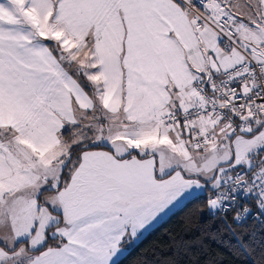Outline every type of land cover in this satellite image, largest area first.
Here are the masks:
<instances>
[{
	"label": "snow or ice",
	"instance_id": "6c2138e0",
	"mask_svg": "<svg viewBox=\"0 0 264 264\" xmlns=\"http://www.w3.org/2000/svg\"><path fill=\"white\" fill-rule=\"evenodd\" d=\"M189 202L264 264V0H0V264H121Z\"/></svg>",
	"mask_w": 264,
	"mask_h": 264
},
{
	"label": "trees",
	"instance_id": "16d2710c",
	"mask_svg": "<svg viewBox=\"0 0 264 264\" xmlns=\"http://www.w3.org/2000/svg\"><path fill=\"white\" fill-rule=\"evenodd\" d=\"M217 230L207 210L201 207L197 211L196 202H189L149 233L121 264H161L173 258L177 242H183L188 252L181 257L180 264H252L251 260L233 255L231 246L236 244L235 236L223 232L211 238L210 234Z\"/></svg>",
	"mask_w": 264,
	"mask_h": 264
},
{
	"label": "crops",
	"instance_id": "0c3cea01",
	"mask_svg": "<svg viewBox=\"0 0 264 264\" xmlns=\"http://www.w3.org/2000/svg\"><path fill=\"white\" fill-rule=\"evenodd\" d=\"M177 211H179V210H174L173 213H170L169 216L166 217L165 220H164L159 226H161V225H162V224H163V223H164V222H165V221H166L171 215H173V214L176 213ZM159 226H158V227H159ZM150 233H151V232H150ZM148 234H149V233H148ZM148 234H146V236H147Z\"/></svg>",
	"mask_w": 264,
	"mask_h": 264
},
{
	"label": "rangeland",
	"instance_id": "374dc122",
	"mask_svg": "<svg viewBox=\"0 0 264 264\" xmlns=\"http://www.w3.org/2000/svg\"><path fill=\"white\" fill-rule=\"evenodd\" d=\"M125 257H126V256H125ZM125 257H123V258H125ZM123 258H122V259H123Z\"/></svg>",
	"mask_w": 264,
	"mask_h": 264
}]
</instances>
